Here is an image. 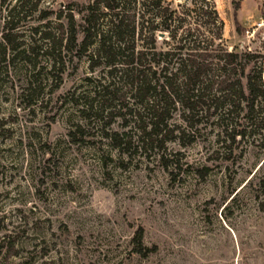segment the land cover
<instances>
[{
	"label": "rangeland",
	"instance_id": "1",
	"mask_svg": "<svg viewBox=\"0 0 264 264\" xmlns=\"http://www.w3.org/2000/svg\"><path fill=\"white\" fill-rule=\"evenodd\" d=\"M87 2L0 0V264H264L263 144L228 153L207 132L167 141L163 159L118 153L93 129L71 139L81 117L70 96L98 69L69 55L51 69L40 32ZM215 2L228 47L264 53V0ZM11 16L25 48L14 56L1 44ZM138 226L157 246L146 256Z\"/></svg>",
	"mask_w": 264,
	"mask_h": 264
},
{
	"label": "trees",
	"instance_id": "2",
	"mask_svg": "<svg viewBox=\"0 0 264 264\" xmlns=\"http://www.w3.org/2000/svg\"><path fill=\"white\" fill-rule=\"evenodd\" d=\"M66 7L64 23L40 32L42 53L51 69L65 55L84 56L98 69L70 96L81 117L69 129L72 140L84 141L93 129L118 153L152 151L163 159L167 141L186 145L207 132L228 153L235 142L264 145V53L228 47L215 0H88L78 17ZM13 17L4 55L25 51L15 44ZM142 238L138 226L134 249L146 256L157 246Z\"/></svg>",
	"mask_w": 264,
	"mask_h": 264
}]
</instances>
